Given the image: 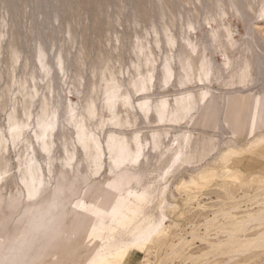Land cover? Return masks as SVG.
<instances>
[{
    "label": "rangeland",
    "instance_id": "rangeland-1",
    "mask_svg": "<svg viewBox=\"0 0 264 264\" xmlns=\"http://www.w3.org/2000/svg\"><path fill=\"white\" fill-rule=\"evenodd\" d=\"M249 94L264 97V0H0V230L34 205L31 174L43 180L36 203L70 182L78 197L115 182L137 223L128 231L160 219L164 228L113 264H264V243L232 260L231 246L211 247L233 216L264 210V129H232ZM117 141L129 149L114 163ZM103 217L99 251L121 231ZM244 229L262 240L264 220Z\"/></svg>",
    "mask_w": 264,
    "mask_h": 264
},
{
    "label": "bare ground",
    "instance_id": "bare-ground-1",
    "mask_svg": "<svg viewBox=\"0 0 264 264\" xmlns=\"http://www.w3.org/2000/svg\"><path fill=\"white\" fill-rule=\"evenodd\" d=\"M256 63H257L256 66H258V68L262 67V63L260 62V60H256ZM244 74H245V72H244ZM207 93L208 92H202L201 97L206 96ZM206 99H207V97H206ZM237 99H238V102L236 103L237 105L236 104L234 105L235 106V113H234L233 119H232V121H233V128L232 129L235 132H243V131L253 132L255 130L264 129V97H257L256 98L253 94H249L247 96L239 97ZM216 103H217V100H216ZM222 104L225 105L224 103H222ZM207 107H208V105H203L202 108L206 110ZM202 112L203 111H201V113ZM213 116H215V115H213ZM213 116L211 117V119H213ZM161 117H162V115H161ZM220 123H221V121H220ZM219 126H220V124H219ZM79 128H81V127H79ZM222 128H224V127H222ZM222 131H221V133H224V131H226V130H224L223 132ZM80 134H84V133H80ZM224 134H226V133H224ZM90 137L91 136H89V138ZM110 138H112V137H110ZM135 138H134V140H135ZM257 138H258L257 140H264V137H257ZM83 139H85V138H83ZM90 139H92V138H90ZM90 141H92V140H90ZM93 142H94V144L96 146V150H97V146H100V145L95 140H93ZM220 144H221V142H220ZM85 146H86V144H85ZM109 146L110 145H108V147ZM242 147H244V146H242ZM138 148H136V149H138ZM101 149L102 148L98 147V150H97L98 152L96 154V158L97 157L100 158L103 155V152ZM126 149H127V145H125L122 141H117L116 143H112L111 147H109V154H110L109 158H111V160H113L114 163L122 162V159L124 160V157H125ZM222 153H219V154H222ZM224 154L225 155H223L222 158H225V159L229 158L230 152H226ZM92 155H94V154H92ZM235 156L237 157V155H235ZM94 157H92V158H94ZM137 158H139V157H137ZM218 158H219V155H218ZM71 159H72V157H71ZM136 160H138V159H136ZM94 161H95V159H94ZM32 162L35 164L34 158H32L30 160V164ZM69 162H70L69 165L71 167L72 161L69 160ZM114 163H112V164H114ZM128 163H130V162H128ZM90 164H92V161L90 162ZM28 166H29V164H28ZM38 166H36V167H38ZM100 166H102V165H100ZM34 167H35V165H34ZM191 167H193V166H191ZM30 168H31V166H30ZM99 168H97V169H99ZM231 170H232V168H231ZM189 171H190V169H189ZM34 174L30 175L31 178H30L29 182H27V185H26V192L27 193H26V195L28 194L27 196L30 197V199H33V202L35 205V204H37L36 201L41 198L40 197V194H41L40 190L43 188V180L34 177ZM110 174H112V173H110ZM40 175H42V174H40ZM203 177L204 176H202V179H204ZM27 178H28V176H27ZM22 181L24 183V180H22ZM34 181L35 182L37 181V186L31 185ZM73 182H74V180H73ZM25 184H26V182H25ZM119 184H120V182H119ZM183 185H187V183H183ZM88 188H90V186ZM115 189H116L115 182L105 183V184H100V185L94 184V185H92L90 192H86L83 195H81L80 197H78L79 191L75 190L74 183L70 182L69 185L65 186L61 190L62 196H63V197L61 196L62 213H61V219H60L58 225L56 226L54 232L51 235H49L43 239H39L35 243L30 244V246L27 248L14 247V245L16 244L17 241H24L26 239L24 227H23V224L21 223L23 213L21 215V218L18 219L17 221H15V223L10 228H9V225H10L11 220L8 219L3 224L2 230H0V259L7 260L9 262V264H64L63 262H65V260L68 261L69 264H113V263L118 262L119 260L125 259L129 255L130 251H132V253H134V255L139 254L141 252V250L147 244H149V242L151 240L154 239V237L161 234V232L163 231V228H164V224H163L164 221H162L161 219L156 221V222H150V221L145 222L144 221V223H142V221H141V222H138V225H140V226L133 227L131 230L128 231L127 229H129L130 226L135 224L136 220L132 215V210H130L126 206L127 203H130V201L128 199H117V198L115 199V197H116L115 193H114ZM76 196L78 197V199H77V201L75 200V202H73V197H76ZM131 196L133 198H135V197L139 198V197H142L143 195L138 196L135 194H131ZM25 199H27V197ZM263 200H264V197H263ZM262 202L263 201H261V203ZM34 205H32V206L26 205L25 209L33 207ZM18 207H19V203H14L12 205V209L14 211H17ZM25 209H23V210H25ZM123 210H125V212H126L125 214L123 213ZM86 211L89 213V216H90L89 219H87V217L84 215V212H86ZM224 212L227 213L226 211H224ZM104 215H108L116 223V226L121 229V231L119 230L120 233H117V232H119L116 230L118 228H112L111 231H109V233L106 235L107 239H110V240H108L107 245L102 246L101 247L102 250L99 251L96 249V246H94V243L96 240L100 239V237L102 236L103 233L98 229L96 221H97V219H100ZM226 215L228 216V214H226ZM118 216H122L123 221L122 220L118 221L117 220ZM230 216L232 217V215H230ZM260 216H261V218H260ZM262 217H264V210H262V209H259L258 211H255V212L245 214L244 218L242 217V219L241 218H239V219L235 218L234 219V216H233V218H232L233 221H231L232 224L231 223H230L231 225L228 224L229 228L227 227V229H226V227H225V229H222V231H224V233L228 234L227 235L228 239H225L224 242L218 240L215 245H214V243L211 244V247H215V246L220 247L223 245L231 246L232 250L229 253V255L231 257V259L229 258L230 260L237 258L236 256L240 255V253H242L244 255V252L252 250L253 245L264 243V237L262 240H260V239L258 240L253 236L252 237H246V235L244 233H242V232H244V230H245L244 228L247 224L255 222V221L264 220V218H262ZM9 218H11V217L9 216ZM140 223H142V224H140ZM136 224L134 226H136ZM236 233H242V234H244L245 237H241V238L237 237ZM126 234L130 237L128 240H125L124 239L125 237H123ZM256 236L257 237L264 236V232L260 233ZM115 238H117V239H115ZM87 241H90V243H91V244L89 243L88 246L86 245L87 246V249H86L87 254H91V255L88 258H86L83 261V263H81L79 260H76L75 255L77 254V252H80L79 251L80 248L82 247V245L84 243L86 244ZM100 241H101V239H100ZM98 242H99V240H98ZM187 243L188 242L183 240V239L178 241L179 245H187ZM110 249H112V250H110ZM192 258H194V257H192Z\"/></svg>",
    "mask_w": 264,
    "mask_h": 264
},
{
    "label": "clouds",
    "instance_id": "clouds-1",
    "mask_svg": "<svg viewBox=\"0 0 264 264\" xmlns=\"http://www.w3.org/2000/svg\"><path fill=\"white\" fill-rule=\"evenodd\" d=\"M61 196L62 192L57 189L50 198L24 210L21 223L24 227L26 239L17 241L14 247L27 248L30 244L54 232L61 219ZM0 264H9V262L5 259H0Z\"/></svg>",
    "mask_w": 264,
    "mask_h": 264
}]
</instances>
